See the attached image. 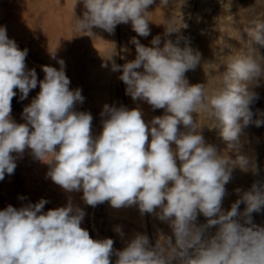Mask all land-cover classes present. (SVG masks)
Listing matches in <instances>:
<instances>
[{
    "label": "clouds",
    "instance_id": "1",
    "mask_svg": "<svg viewBox=\"0 0 264 264\" xmlns=\"http://www.w3.org/2000/svg\"><path fill=\"white\" fill-rule=\"evenodd\" d=\"M77 2L84 8L74 19L80 32L100 28L111 34L117 25L130 23L139 37L150 35L148 9L155 0ZM169 3L159 0L161 7ZM251 23L245 29V49L226 60L220 86L211 93L205 84H190L186 78L200 64L201 54L179 35L184 25L167 24L163 42L157 35L150 47L133 37L135 59L118 65L112 54L107 58L111 70L122 72L119 79L133 101L164 114L146 122L139 107L105 104L98 135L92 131L91 113L76 110L84 97L81 89H70L65 62L57 60L59 69L42 66L45 75L38 81L35 69L26 65L28 50H21L0 26V181L14 173L16 159L30 150L49 166L46 175L54 184L66 193L82 192L86 205L136 206L142 216H154L171 229V235L159 233L154 245L146 234L136 233L116 250L113 239H93L81 227L86 213L71 199L45 212L48 201L42 198L0 210V264H113V255L114 264H264V227L254 225L251 216L264 208V180L255 182L230 210L222 207L236 167L257 173L255 163L239 154L242 126L264 125V112L257 110L253 120L250 107L258 99L252 87L264 80V18ZM174 33L175 40L167 38ZM50 56L56 59L55 51ZM38 84L40 91L23 108L25 123L15 122L14 89L24 100ZM197 114L211 121L210 129L219 130L227 150L237 153L235 160L205 142ZM200 215L206 223H197ZM114 231L124 236L119 226Z\"/></svg>",
    "mask_w": 264,
    "mask_h": 264
},
{
    "label": "rangeland",
    "instance_id": "2",
    "mask_svg": "<svg viewBox=\"0 0 264 264\" xmlns=\"http://www.w3.org/2000/svg\"><path fill=\"white\" fill-rule=\"evenodd\" d=\"M33 1L34 0H25L27 5H30V4L36 5V3L38 4V2L40 0H35L34 2ZM36 1H38V2H36ZM44 1L41 0L40 2L43 3ZM40 2H39V4H40ZM32 6H34V5H32ZM27 7H30L29 8L30 12L34 8L33 7L31 9V6H27ZM21 8H22V0H0V26L6 27L8 37L10 39H14L15 42L17 43L18 47L21 50H24L27 48L29 53L27 54V57H26V64L29 67L31 66V67H33V69H35V71L38 75L37 76L38 81L41 80L42 78H44L43 76L45 75L44 72L42 71L43 75L40 74V76H39V71H40V73H42L41 72L42 67H39V65L41 64V66H44V65L48 64V66L51 65V66L59 69L60 66L56 60L61 59V57H62L63 61L65 62V73H67V76L71 81L70 89L73 90V89H77V88L80 89L81 88L82 94L84 95V96L83 95L82 96L84 97V99L87 100V101L84 100L82 103V105L83 104L85 105L87 103V108H86V105L84 107L81 104H80L81 106L79 104H77L76 110L77 111H85L84 108H86V110L88 109L89 111H91L90 113L92 116L94 114H97V116L99 115L101 117L100 111H102L103 106L100 105V103L103 104V102H100L101 100H99V101L95 100V99H97V97H98V99L101 98V97H99L101 95L100 94L101 90H100V86H99L100 82L96 80V76H95V78H94V76H93V78L91 77V79L89 76L91 74L93 75V73L96 75V72L94 70L92 71L90 69L89 70L91 71V73H90V71H87V69L85 71L80 70L81 72H84L85 74L81 73L80 71H77V72L75 71V74H74L75 78L74 77L71 78L69 76L70 74L68 73V71H69L68 70V61L65 58L67 56V52L64 49H63L65 51L64 55L66 54L65 57H63V53H60L61 51L56 52L57 51L56 48H54L53 51L56 52L57 58L52 59L49 57L50 52H52V51H49L48 47L47 48L45 47L47 45L46 40H48L46 38L47 33H43V37L41 36L42 35L41 31L44 32V30H45V26H43V25L41 26V23L43 22L42 21L43 19H41L42 18L41 13L43 12V9H40L39 13L37 11V17L39 16L38 17L39 20L36 23L40 27L37 26V29H36V27H35L36 24H35L34 29L33 28L32 29H33V31H36V32H34V35H36V36L34 37L31 35L30 36L31 38H30L28 35H30L31 31L30 30L25 31L24 27L23 28L20 27V26H23L22 14L20 13ZM148 11L150 12L148 15L150 35L148 37H139L133 30H131L132 28H131L130 23L126 24V25L124 24L125 26L129 25L128 26L129 28L124 27V25L121 28L118 27L120 29V30L118 29V35H117V37L119 39L117 38L116 44H118L117 49L119 50V55L121 56L123 53L125 54V51H124L125 48L123 47L124 44L127 45V49H128V51H127L128 54L126 52V54L128 56L126 54L124 55L127 59L125 58L123 63H125L126 61H131V60L135 59V55H136L135 45H133L130 42L133 37H136L137 39H139L140 42L142 44H144L145 46L150 47L151 46V40L153 39V37H155L157 35L161 36V39L163 42V40L165 39V36H164L165 26L167 24L174 23L178 27L184 25L183 27L180 28L179 35L186 37L189 45L195 51H198L201 54L200 64L195 68V70L188 71L186 73V78L188 79L190 84H197V83L205 84L206 91L211 93L212 91L216 90L220 86V83L222 80V73L224 71L223 65L226 62V60H228L231 56H234V55L238 54L239 52H241L242 50L245 49L246 43L248 41V37H247L245 29L253 26L251 23L253 19L264 18V0H231V7L230 8H228V0H170L169 5L166 7L159 6V0H155V3L149 7ZM30 12H28V14ZM31 13L33 15V11ZM65 14H66V12H65ZM32 15H29V18H33ZM63 18L64 17L62 15H60L59 19H61L64 22L65 20ZM20 20H22V24L20 23L21 22ZM27 28L30 29L29 26ZM63 28L64 27H61L57 31L60 32V37H61V34L63 36L64 35L63 33L65 32V36H63V37L67 38V35H66L67 27H65L66 29L65 28L63 29ZM60 29L64 32L62 33L60 31ZM129 30H131V32ZM56 34H57V32H56ZM135 34H136V36H135ZM24 35H25V37H24ZM121 36H123V37H121ZM127 36L129 37V39L127 38ZM176 36H177V34L174 33L167 38L175 40ZM39 37L40 38L42 37L43 39L41 40ZM63 37H62L63 41L60 38V40H61L60 42H62V44H64L63 47L65 48V45H67V46H69V45L64 40ZM75 37H77V36H75ZM35 38H38L39 42H37L38 40H35ZM76 39L77 38H75L74 43L76 42ZM40 40L42 41V43L43 42L44 43L41 44ZM125 40L127 43L124 42ZM27 42L30 43L31 45L30 44L28 45ZM25 43L27 44L26 48H25ZM35 43H37L38 45H35ZM183 44H184V42L181 41V46H183ZM33 45L36 47L37 46L40 47L41 45H44V47L47 50H45V48L43 46H41L40 47L41 52H40L39 50H37V49H39L38 47H37V49L34 47H30ZM126 45H125V47H126ZM67 46H66V48H67ZM30 48L31 49L33 48L32 50H34V51L36 50L40 54L38 53L39 54L38 55L37 53H35L36 51L32 52V50ZM77 49L79 51L81 49L82 52L86 51L85 46L81 47L78 45ZM86 49H87V47H86ZM47 51H49V52H47ZM46 52H47V55L49 54L48 55L49 58H47V59L48 60L52 59L49 62H48V60H45V58H44V56L46 55ZM260 52H261V54H264V49H260ZM33 53L35 55H33ZM42 53H43V56L41 55ZM57 54L59 55V57ZM36 55H38V56H36ZM47 55H46V57H47ZM32 56H33V58H32ZM39 56H42V57H39ZM88 56H90V57H88ZM88 56H87L88 58H91L92 54L88 55ZM40 58H42V59H40ZM91 59H95V58H91ZM30 61L33 65L30 63ZM37 61H39V62H37ZM36 62L39 63V65L36 64ZM123 63L119 59V64L123 65ZM28 66H27V68H28ZM78 74L83 78H84V75H85V77L86 76L87 77L83 79L80 76H78ZM118 74H119L118 75V77H119L122 73L120 71H118ZM97 84H98V86H97ZM89 85L91 86V88ZM118 85H119V87L117 88ZM37 86L39 87V84ZM73 86H76L77 88L73 87ZM84 86H86L87 88ZM115 86L113 87V89H115V92L113 91L114 99L116 98L115 94H116V96L118 95L117 93H119V95H120V96L118 95L119 97L123 98V99L122 98L119 99V97H118V99L116 98L118 100V102L115 101L116 99L114 100L115 102L113 101L114 105H115V103L117 104L120 102L118 105H115L116 107H120L123 105H124V107L126 106L129 109L136 108V107H139L141 109V108L146 107L144 110H142L143 113L147 116V117H145V115L143 116V118L146 122L150 121L151 120L150 118H153L154 116H160V115L164 114L163 109L153 110L150 105H148L147 103H145L143 101H141V102L139 100L133 101L130 96L128 97V95H126V93H125L126 85L120 79L117 80V84ZM83 87L85 88L86 92H84ZM35 90L38 91L40 89L36 87ZM99 90H100V92H99ZM252 90L258 94V99L250 106L253 113H254L253 120H255L256 118H258L257 115H255L257 113V110H259L260 112H264V80H262L260 82V86H258V87L253 86ZM14 91L17 92V95H16V97L13 98V100L11 102V107H12L11 117L15 122L21 123V121L23 120L22 115H21L22 114L21 110L23 111V108L25 107L26 104L29 105L31 103V100L35 97V95L38 94L39 91L38 92L35 91L36 93H33L34 92L33 91L24 100H20V93H19L18 89H14ZM92 92L95 94V96H94V94L91 95ZM31 94L32 95L35 94V95L33 97H31ZM126 97L129 101L126 99ZM126 100L128 101L129 105H127ZM96 102L99 103V105L96 104ZM123 103H126V104H123ZM89 104H91V105H89ZM140 105L143 107H140ZM77 106H78L79 110L77 109ZM95 106H97V107L94 108ZM109 106H112V105H109ZM131 106H133V107H131ZM86 112H88V111H86ZM19 113H20V115H19ZM193 115L195 118L196 114H193ZM94 116L96 117V115H94ZM99 116H98L99 119H96L97 117L96 118L94 117L95 119H93V121H92V123H93L92 124L93 125L92 131H94V133H93L94 135H98L99 131L102 130V128L100 129V127L102 125V123L100 122L102 120V117L100 118ZM196 119H197L198 124L202 127L201 134L204 136L205 142L207 144H211V145L215 146L217 148L218 153L224 154L225 152H227V155L231 159L235 160L237 153L227 150V145L222 140V138L220 137L219 130L218 129H210L211 121L206 116H204L203 114H197ZM97 120L99 121V122H97L98 124L96 122H94ZM23 121H22V123H25ZM241 123H242V121H241ZM96 124H97V126H96ZM98 126H99V128L96 129V127H98ZM240 140H241V148H240L239 154L246 156L249 159L250 163H255V165L257 167V173L254 174L251 170L243 171L239 167H236L233 170L232 179L226 185L227 195L225 196V198L223 200V205H222V207L225 211L230 210L231 205L233 203H235L237 200L241 199V197L243 196L244 193L251 191L252 186L255 182L264 180V125L257 127V126H255L254 123H250L247 126H242V133H241ZM29 151L30 150H26L23 153L22 157H19L16 159V165L20 164L19 165L20 167L16 166V168L14 170L15 173H13V175L12 174L11 175L6 174L4 177V180L0 181L1 182L0 183V190L2 189V191L0 192L1 193L0 198H1V195L4 194V197L2 196V199L3 198L4 199L3 200L0 199V201H1L0 202V207H1L0 210H4L8 205H13V206L16 205V206H14L15 208L16 207L20 208V207H22L23 204H25V205L28 203L34 204L42 198L48 201V203L44 207L45 212L49 209H54L57 205H58L57 207H60L61 205L65 206L64 205L65 203L63 202V200H62V202L60 201L63 195H61L59 193L60 190L57 188L58 186L56 184H53L52 180L50 182L49 177L47 178V180H45L46 178L43 179L45 176V170L48 171L49 166H48V168H46V165H43V167L41 169L40 166H42V164H41L42 162L34 159L32 157V155L29 153ZM26 152H28V154ZM29 155H31L32 158ZM24 156L27 157L28 159L25 160ZM32 159H34V160L32 161ZM23 162H24V164H23ZM29 162L33 163V164L29 165L30 164ZM36 163H38V164H36ZM21 164H23L22 166L25 167L24 171L21 170V167H22ZM43 164H45V163H43ZM28 168H30V169H28ZM35 168L36 169L40 168L39 169L40 173L42 172V170L45 169L41 173L44 176L43 175L42 176L38 175L39 177L36 176L39 173V170H35ZM26 169H27V171H26ZM29 170H30V175H28ZM35 171H37V172L34 173ZM23 172L25 173V175ZM34 174H35V177H34ZM26 176H28L29 179ZM22 177H23V179H22ZM7 178L11 179L12 181L10 180L11 181L10 182L9 179H7ZM26 179H27V181H26ZM13 180H15V181H13ZM31 181H34L33 183H36L35 184L36 186L34 185L32 187L33 183ZM9 182H10V184L8 185V187L11 185L9 188H11V190L13 192L10 189L8 190L7 189L8 187L5 186ZM25 182H26V184H25ZM47 182H49V183H47ZM48 184H50V185H48ZM24 185H26V186H24ZM31 188L33 190H30ZM5 189H7L8 191ZM54 189H56V190L54 191ZM3 190L7 191V193L4 192ZM237 190H239V191H237ZM57 192H58V194H57ZM24 193H26L28 195H25ZM29 193H31L33 199L31 198V195ZM23 194L25 197L27 196L26 197L27 199H25V197L23 196L25 201L21 200L23 198L22 197ZM5 196H7V197H5ZM59 196H61V198ZM68 196L71 197V200L74 201V204H76L77 206L84 209V211L86 213L84 220L81 224V227L87 229L90 233V236L93 239H104V238L113 239L114 240V249H116V250H122L125 247L126 242L128 241V240H126L128 238L125 239V237H126L125 235L127 233H129L133 228L136 229V227H137V229H139V233L140 232L145 233L149 237V240L153 245L155 244L159 233H163L165 235H171V229L169 228V226L166 223H163L160 220H158L157 218H155L154 216H151L148 214H145L142 216L139 212L138 207H136V206L122 207V208L116 209V208H113L108 202H104L103 204H99L93 208L91 206L86 205L83 202L82 192H72L71 194H68ZM56 200L58 201V203ZM19 201H22L23 204L21 202L19 203ZM75 201H76V203H75ZM7 202H9V204H7ZM10 202H11V204H10ZM17 202H18V204H17ZM59 202H61L62 204L60 205ZM3 203H5V204H3ZM54 203H56L57 205ZM19 204H22V205L18 206ZM245 207H246V205L244 203H241L239 205V210L241 212H243ZM126 208H127V210H126ZM132 208H135V210H132ZM122 209H124V210H122ZM125 213L128 216V217L126 216L127 218H130V217L133 218L134 222L130 218V220L133 223L128 222L129 220H127V218H125V216H124ZM129 213L131 215H129ZM134 214H135V218L133 216ZM251 216H252V223L254 225L264 227V208H262L259 212H253L251 214ZM125 222H127L126 223L127 226H126ZM153 222H155V224ZM197 223H199V224L206 223V218L203 217L202 215H200L198 217ZM129 225H132V226H129ZM151 225L154 227H152ZM117 226H119L122 229V231L124 233L123 237H121L119 234H117L114 231V229ZM139 226H141L142 228L141 227L139 228ZM131 227H133V228L131 229ZM126 228H128V229H126ZM134 229H133V231H134ZM151 229H153L152 230L153 232L151 231ZM157 229H158V232L156 231ZM159 229H160V232H159ZM136 232L138 233V230H136ZM209 232L214 234L215 228L210 229ZM135 233H134V235H135ZM152 233H154V234H152ZM129 235L132 237L133 232L131 231L128 234V236ZM111 259H112L113 264H114V261L116 259L115 255H113V257Z\"/></svg>",
    "mask_w": 264,
    "mask_h": 264
},
{
    "label": "bare ground",
    "instance_id": "3",
    "mask_svg": "<svg viewBox=\"0 0 264 264\" xmlns=\"http://www.w3.org/2000/svg\"><path fill=\"white\" fill-rule=\"evenodd\" d=\"M35 1V0H34ZM33 1V2H34ZM41 1V0H40ZM39 1V2H40ZM42 1H44V0H42ZM29 2V1H28ZM32 2V1H31ZM36 2H38V1H36ZM39 2H38V4H39ZM29 4V3H28ZM37 3H36V5L35 4H32V5H34V6H32L31 4L30 5H27L26 4V2H25V0H22V8H21V14H22V19H23V26H20V27H24V30L25 31H31L30 32V35H28L29 37L32 35V36H36V35H34V32H36V31H33V29H34V26H35V24H36V29H37V26H39L36 22L39 20L38 19V17H37V11H38V13H39V10L40 9H43V12L41 13V19H43L42 21V23H41V26L43 25V26H45V30H44V32L43 31H41L42 32V37H43V33H47L46 34V38L48 39V40H46L47 41V45L45 46L46 48L48 47V50L49 51H53V49L54 48H56V52H59V51H61L60 53H63V57H65V55H64V52L66 51L67 52V56L65 57L66 59H67V61H68V73L70 74L69 76L72 78V77H74V74H75V71L77 72V71H80V70H82V71H85L86 69H87V71H90V70H94L95 72H96V75L93 73V75L91 74V75H89L90 76V79H91V77L93 78V76H94V78H95V76H96V80L97 81H99L100 83V90H101V95L99 96V97H101V98H99L98 99V97H97V99H95L96 101H99V100H101L100 102H103V104H101L100 103V105H102V106H104L105 104H107V105H114L113 104V101L117 98L118 99V97L120 96L119 95V93H117L118 95L116 96V94H115V99H114V93H113V91L115 92V89H113V87L117 84V80L119 79V77H118V71H112L111 70V62L110 61H108V57H110L112 54V60H114L115 61V63H117L118 65H120L119 64V59L122 61V63L124 62V60L125 59H121V57L123 56V57H125L124 55L126 54V52H125V54L123 53H121L122 55L120 56L119 55V50L117 49V45L118 44H116V41H117V35H118V27H122L124 24H119V25H117L116 26V28H115V31L113 32V33H108V32H106V31H104L103 29H100V28H93V30H92V34L91 33H84V32H80V31H78V30H76L75 28H74V19H75V16H82V14H83V11H84V8H83V4L82 3H80V2H77V0H45L43 3L42 2H40V4L38 5ZM27 6H31V9L33 8V10H31V12L33 11V15H32V13L30 12V7H27ZM29 10V11H28ZM42 11V10H41ZM28 12H30L29 14H28ZM65 12H66V14H65ZM61 13V14H60ZM63 13V14H62ZM29 15H32L33 16V18H29ZM60 15H62L64 18V22L61 20V19H59L60 18ZM20 16V15H19ZM62 18V17H61ZM21 22V24H22V20H20ZM31 22V23H30ZM41 22V21H40ZM126 25V24H125ZM124 25V27H128V26H125ZM29 26V28L30 29H28L27 27ZM40 27V26H39ZM61 27H67V29H66V35H67V38H64L63 36H65V32L64 31H62L61 29H60V31L64 34L63 36H62V34H61V37H60V32L59 31H57V30H59V28H61ZM33 28V29H32ZM63 28V29H64ZM129 28V27H128ZM132 28V27H131ZM42 29V28H41ZM120 30V29H119ZM122 30V29H121ZM125 30V29H124ZM132 30V29H131ZM131 30H129L130 32H131ZM46 31V32H45ZM126 31V30H125ZM38 32V31H37ZM56 32H57V34H56ZM121 32V31H120ZM133 33V32H132ZM77 34V35H76ZM120 34V33H119ZM122 34V33H121ZM127 34V33H126ZM131 34V33H130ZM26 35V34H25ZM25 35H24V37H25ZM59 35V36H58ZM27 36V37H28ZM75 36H77V37H75ZM134 36V35H133ZM135 36H136V34H135ZM40 38L41 40L43 39V38ZM62 37L64 38V40L68 43V45L69 46H67V45H65V48H66V46H67V48L65 49L64 47H63V45L64 44H62V42H60L61 40H60V38L62 39ZM121 37H123V36H121ZM31 38V37H30ZM75 38H77L76 39V42L74 43V40H75ZM127 38L129 39V37L127 36ZM33 39V38H32ZM68 41H67V40ZM119 39V38H118ZM35 40H38L37 42H39V39L38 38H35ZM40 40V42H41V44H43L42 43V41ZM31 41V40H30ZM34 41V40H33ZM62 41H63V39H62ZM64 41V42H65ZM120 41V40H119ZM35 42V41H34ZM33 42V43H34ZM65 42V43H66ZM125 43H127L126 42V40L124 41ZM28 43V42H27ZM30 43H28V45H29ZM62 44V45H61ZM124 44V43H123ZM31 45V44H30ZM35 45H38L37 43H35ZM63 47H61V46ZM85 46V50L86 51H84V52H82L81 51V49H80V51L77 49V46ZM125 45L126 44H124V48H127V45H126V47H125ZM41 46H43L44 47V45H41ZM40 46V47H41ZM27 47V44L25 43V48ZM30 47H34V48H36L37 49V47L36 46H30ZM40 47H38L39 49H37V50H39L40 51ZM44 47V48H45ZM86 47H87V49H86ZM45 48V50H47ZM122 48V47H121ZM27 49V48H26ZM31 49V48H30ZM33 49V48H32ZM31 49V50H32ZM63 51H62V50ZM36 51V50H35ZM34 50H32V52H35ZM49 51H47V52H49ZM31 52V51H30ZM41 52V51H40ZM47 52H46V55H47ZM55 52V53H56ZM28 53H29V51H28ZM35 53H39L38 51H36ZM40 54V53H39ZM38 54V55H39ZM92 54V56H91V58H95V59H91V58H88V57H90V56H88V55H91ZM127 54H128V52H127ZM126 54V55H127ZM33 55H35L34 53H33ZM38 55H36V56H38ZM42 56H43V53L41 54ZM46 55L44 56V58H45V60H48L47 58H51V56L49 55V57H48V55H47V57H46ZM58 55V54H57ZM42 56H39V57H42ZM88 56V57H87ZM128 56V55H127ZM29 57V56H28ZM31 57V56H30ZM35 57V56H34ZM58 57H59V55H58ZM32 58H33V56H32ZM57 58V57H56ZM126 58V57H125ZM30 59V58H29ZM40 59H42V58H40ZM61 59H62V57H61ZM127 59V58H126ZM31 60V59H30ZM35 60V59H34ZM37 60V59H36ZM44 60V61H45ZM50 60H52V59H50ZM50 60H48V62L50 61ZM63 60V59H62ZM32 61V60H31ZM31 61H30V63H31ZM57 61V60H56ZM37 62H39V61H37ZM36 62V64H38L39 65V63H37ZM46 62V61H45ZM54 62V61H53ZM43 63V62H42ZM55 63V62H54ZM53 63V64H54ZM105 63H107L108 64V67H104L103 65L105 64ZM32 64V63H31ZM35 64V63H34ZM44 64V63H43ZM57 64V63H56ZM124 64V63H123ZM27 65V64H26ZM30 65V64H29ZM33 65V64H32ZM48 65V64H47ZM28 66V65H27ZM37 66V65H36ZM51 66V65H50ZM60 66V65H59ZM39 67H42L41 66V64L39 65ZM53 67V66H52ZM33 69V67H29L28 66V69ZM67 68V67H66ZM58 69V68H57ZM90 69V70H89ZM41 70V69H40ZM38 72V71H37ZM41 72H42V70H41ZM81 72V71H80ZM81 73H84V72H81ZM88 73V72H87ZM90 73H91V71H90ZM122 73V72H121ZM37 74V73H36ZM40 74H42L43 75V72L42 73H40V71H39V76H40ZM85 74V73H84ZM41 75V76H42ZM66 75H67V73H66ZM83 75V74H82ZM38 76V75H37ZM77 76V75H76ZM78 76H80L79 74H78ZM77 76V77H78ZM88 76V77H89ZM44 77V76H43ZM81 77V76H80ZM87 77V76H86ZM85 77V75H84V78H86ZM40 78V77H39ZM75 78V77H74ZM73 78V79H74ZM81 78H83V77H81ZM83 78V79H84ZM43 79V78H42ZM41 79V80H42ZM82 79V80H83ZM94 80V79H93ZM78 82V81H77ZM96 82V81H95ZM119 82V81H118ZM71 84V83H70ZM77 84V83H76ZM73 85V84H72ZM78 85V84H77ZM82 85V84H81ZM83 86V85H82ZM90 86V85H89ZM93 86V85H92ZM97 86H98V84H97ZM73 87H76V86H73ZM84 87H86V86H84ZM83 87V88H84ZM116 87V86H115ZM119 87V85L117 86V88ZM37 88H39L38 86H37ZM77 88V87H76ZM87 88V87H86ZM90 88H91V86H90ZM40 89V88H39ZM81 89V88H80ZM73 90H75V89H73ZM82 90V89H81ZM84 90V92H86L85 91V88L83 89ZM88 90V89H87ZM92 90V89H91ZM100 90H99V92H100ZM34 91V92H33ZM35 89H33L32 91H30V93H36V92H38V91H40V90H38V91H36ZM89 91V90H88ZM94 91V90H93ZM117 91V90H116ZM121 91V90H120ZM119 91V92H120ZM90 92V91H89ZM118 92V91H117ZM29 93V94H30ZM121 93V92H120ZM92 94H94L93 92L91 93V95ZM35 95V94H34ZM34 95H32L31 94V97H33ZM83 95V94H82ZM36 96V95H35ZM84 96V95H83ZM94 96H95V94H94ZM129 97V96H128ZM90 98V97H89ZM122 97H119V99H121ZM115 100V101H117L118 102V100ZM123 99V98H122ZM126 99H127V97H126ZM85 101H87L86 99H84ZM94 100V101H95ZM128 100V99H127ZM126 100V101H127ZM114 101V102H115ZM123 101V100H122ZM129 101V100H128ZM128 101H127V105H129L128 104ZM141 102V101H140ZM120 103V102H119ZM119 103H115V105H118ZM96 104H98L99 105V103H97L96 102ZM123 104H126V103H123ZM23 105V104H22ZM80 105V104H79ZM82 105V104H81ZM80 105V106H81ZM86 105V108H87V103L85 104ZM85 105L83 104L82 106H84L85 107ZM89 105H91V104H89ZM93 105V104H92ZM114 105V106H115ZM143 105V104H142ZM25 106H27V104L25 105ZM120 106V105H119ZM124 106V105H123ZM93 107V106H92ZM97 106H95L94 108H96ZM126 107V106H125ZM129 107V106H128ZM131 107H133V106H131ZM130 107V108H131ZM140 107H143V106H141L140 105ZM86 108H84L85 109V111H88V112H91V111H89L88 109L86 110ZM101 108V107H100ZM146 108V107H145ZM145 108H141V110H144ZM21 109V108H20ZM77 109H78V106H77ZM90 109V108H89ZM129 109V108H128ZM18 110V109H17ZM79 110V109H78ZM19 111V110H18ZM17 111V112H18ZM21 112H22V110H21ZM101 112V111H100ZM143 112V111H142ZM19 115H20V113H19ZM94 115H96V117L94 116ZM93 116L96 118V119H99L98 118V116H97V114H94ZM145 115V114H144ZM17 116V115H16ZM92 116V117H93ZM93 117V119H95ZM100 117V116H99ZM145 117H147L146 115H145ZM101 118V117H100ZM20 119V118H19ZM150 119H152V118H150ZM22 120V119H21ZM18 121V120H17ZM23 121V120H22ZM22 121H21V123H22ZM23 122H25V121H23ZM94 122H99L98 120L97 121H94ZM101 122V121H100ZM20 123V122H19ZM93 124V123H92ZM98 124V123H97ZM97 124H96V126H97ZM95 125V124H94ZM92 127H93V125H92ZM95 128V127H94ZM97 128H99V126L98 127H96V129ZM102 128V125H101V127H100V129ZM99 130V129H98ZM97 130V131H98ZM93 133H94V131H93ZM99 133H100V131H99ZM26 151V150H25ZM27 154H28V152H26ZM29 153H30V151H29ZM28 156V155H27ZM30 157H31V155H29ZM25 157V156H24ZM19 158V157H18ZM32 158V157H31ZM26 159H28L27 157H25V160ZM34 159H32V161H33ZM23 161V160H22ZM29 161V160H28ZM31 161V160H30ZM19 162V161H18ZM25 162V161H24ZM24 162H23V164H24ZM20 163V162H19ZM22 163V162H21ZM30 163V162H29ZM23 164H21V166L23 165ZM33 163H30L29 165H32ZM36 164H38V163H36ZM42 164V166H40V168L42 169V167H43V165H46V168H48V165L47 164H43V163H41ZM20 165V164H19ZM19 165H17L18 167H20ZM35 166V165H34ZM30 167V166H29ZM24 168V169H23ZM32 168V167H31ZM40 168H38V169H36L35 168V170H39ZM28 169H30V168H28ZM21 170L22 171H24L25 170V167L24 166H22L21 167ZM20 170V171H21ZM32 170V169H31ZM45 170V169H44ZM44 170H42V172L44 171ZM48 170H49V168H48ZM26 171H27V169H26ZM19 172V171H18ZM37 171H35L34 173H36ZM41 172V173H42ZM46 172H48V171H46L45 170V176L43 175V174H41L40 173V170H39V173L36 175V176H44V178L43 179H45V180H47V173ZM15 173V172H14ZM22 173V172H21ZM24 173V172H23ZM29 173V174H28ZM27 174L28 175H30V170H29V172H28ZM13 175V174H12ZM22 175V174H21ZM24 175H25V173H24ZM23 175V176H24ZM38 176V177H39ZM7 177V176H6ZM27 178H28V176H26ZM34 177H35V174H34ZM37 177V178H38ZM31 178V177H30ZM36 178V179H37ZM7 179H9V178H7ZM22 179H23V177H22ZM29 179V178H28ZM35 179V178H34ZM39 179V178H38ZM37 179V180H38ZM50 179V178H49ZM48 179V180H49ZM4 180V179H3ZM11 179H9V181H10ZM44 180V181H45ZM8 181V180H7ZM12 181V180H11ZM10 181V182H11ZM13 181H15V180H13ZM24 181V180H23ZM26 181H27V179H26ZM5 182V181H4ZM10 182L8 183V184H6L5 186H7L8 187V185L10 184ZM22 182V181H21ZM32 183L34 182V181H31ZM46 182V181H45ZM50 182H51V179H50ZM1 183V182H0ZM6 183V182H5ZM13 183V182H12ZM47 183H49V182H47ZM53 183V182H52ZM4 184V183H3ZM25 184H26V182H25ZM36 183H33V185H32V187L35 185ZM54 184V183H53ZM14 185V184H13ZM47 185V184H46ZM48 185H50V184H48ZM11 186V185H10ZM9 186V187H10ZM24 186H26V185H24ZM36 186V185H35ZM58 186V185H57ZM7 188L8 190L10 189L11 190V188ZM5 188V187H4ZM59 190H60V194L61 195H63L62 196V198H61V196H59L60 198H61V202H62V200H63V202L65 203L64 205H66L67 203H68V201H69V199H71V197H69L68 196V194H71V193H66L65 191H63L59 186L57 187ZM7 189H5V190H7ZM28 189V188H27ZM49 189V188H48ZM52 189V188H51ZM7 190V191H8ZM26 190V189H25ZM30 190H33L32 188L30 189ZM56 189H54V191H55ZM2 191V189L0 190V192ZM4 191V190H3ZM7 191H4V192H6L7 193ZM12 191V190H11ZM13 192V191H12ZM58 192H57V194H58ZM28 193V192H27ZM1 194V193H0ZM20 194V193H19ZM25 195H28V194H26V193H24ZM24 194L22 195V197L24 196ZM30 195H31V193H29ZM7 195V194H6ZM18 195V194H17ZM2 196L4 197V194L3 195H1V198L0 199H2ZM76 196V195H75ZM5 197H7V196H5ZM21 197V198H22ZM25 197V196H24ZM24 197L21 199V200H24ZM27 197V196H26ZM25 197V199H27ZM31 198H32V195H31ZM54 198V197H53ZM75 198V197H74ZM79 198V197H78ZM4 199V198H3ZM2 199V200H3ZM33 199V198H32ZM7 200V199H6ZM54 200V199H53ZM25 201V200H24ZM27 201V200H26ZM57 201V200H56ZM1 202V201H0ZM15 202V201H14ZM22 203V201H19V203ZM61 202H59L60 203V205L62 204ZM72 202L74 203V201L72 200ZM16 203V202H15ZM14 203V204H15ZM57 203H58V201H57ZM75 203H76V201H75ZM3 204H5V203H3ZM7 204H9V202H7ZM10 204H11V202H10ZM17 204H18V202H17ZM23 204V203H22ZM22 204H19L18 206H21ZM54 204H56V203H54ZM23 205H25V204H23ZM22 205V206H23ZM57 205V204H56ZM55 205V206H56ZM76 205V204H75ZM9 206V205H8ZM11 206H13V205H11ZM14 206H16V205H14ZM13 206V207H14ZM58 206V205H57ZM57 206L55 207V208H57ZM63 205H61L60 207H62ZM1 208V207H0ZM17 208V207H16ZM19 208V207H18ZM110 210V209H109ZM122 210H124V209H122ZM126 210H127V208H126ZM129 210V209H128ZM132 210H135V208H132ZM131 210V211H132ZM124 212V211H123ZM132 213V212H131ZM124 214V213H123ZM129 215H131L130 213H129ZM125 218H127L128 216L126 215V213H125ZM127 216V217H126ZM134 216V218H135V214L133 215ZM139 217V216H138ZM131 219H132V221L134 222V220H133V218L132 217H130ZM130 218H127V220H129L128 222H132L131 220H130ZM141 218V217H140ZM125 220V219H124ZM136 220V219H135ZM139 220V219H138ZM154 220V219H153ZM140 221V220H139ZM132 222V223H133ZM142 222V221H141ZM140 222V223H141ZM127 222H125V224H126ZM137 223V222H136ZM139 223V224H140ZM145 223V222H144ZM150 223V222H149ZM154 224H155V222H153ZM137 225V224H136ZM126 226H127V224H126ZM129 226H132V225H129ZM152 226V225H151ZM136 227V226H135ZM141 226H139V228H140ZM152 227H154V226H152ZM133 227H131V229H132ZM142 228V227H141ZM151 228V227H150ZM126 229H128V228H126ZM130 229V230H131ZM134 229V228H133ZM133 229L131 230L132 232H133V235H134V233L136 232V230H138V233H139V229H137V227H136V229H134V231H133ZM153 229H151V231H152ZM130 231V232H131ZM141 231V230H140ZM143 231V230H142ZM150 231V230H149ZM148 231V232H149ZM157 232H158V229L156 230ZM128 232V231H127ZM126 232V233H127ZM129 232V233H130ZM144 232V231H143ZM153 232V231H152ZM159 232H160V229H159ZM125 233V234H126ZM129 233H127L125 236V239L126 238H128V239H126V240H129L130 238H132L133 237V235H132V237L130 236H128V234ZM137 233V232H136ZM135 233V234H136ZM141 233V232H140ZM150 233V232H149ZM142 234H145V233H142ZM152 234H154V233H152ZM157 234V233H156Z\"/></svg>",
    "mask_w": 264,
    "mask_h": 264
}]
</instances>
